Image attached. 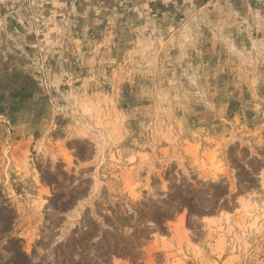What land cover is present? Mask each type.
<instances>
[{
    "label": "rangeland",
    "instance_id": "374dc122",
    "mask_svg": "<svg viewBox=\"0 0 264 264\" xmlns=\"http://www.w3.org/2000/svg\"><path fill=\"white\" fill-rule=\"evenodd\" d=\"M0 264H264V0H0Z\"/></svg>",
    "mask_w": 264,
    "mask_h": 264
}]
</instances>
